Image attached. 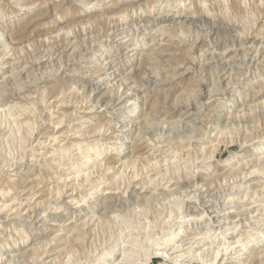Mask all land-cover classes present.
I'll use <instances>...</instances> for the list:
<instances>
[{"label":"clouds","instance_id":"obj_1","mask_svg":"<svg viewBox=\"0 0 264 264\" xmlns=\"http://www.w3.org/2000/svg\"><path fill=\"white\" fill-rule=\"evenodd\" d=\"M21 16L26 24L17 27ZM208 17L241 22L242 32L227 33L235 59L247 60L251 36L264 51V0H0V177L7 173L9 179L0 194L7 199L10 187L17 210L23 204L43 208L45 225L54 223L50 214L70 216L74 209L82 214L84 208L100 213L91 245L73 251L75 261L61 256L54 264H120L115 259L120 238L144 236L146 229L145 243L166 252L168 264H180L173 255L179 254L175 241L187 236V221L206 218L203 209L209 206L218 221L210 229L221 231L185 238L184 244L202 246L200 264H216L217 240L240 234L229 224L235 206L258 196V211L264 213V149L258 159L241 155L227 165L217 159L221 144L225 149L239 144L241 150L264 144V100L248 106L247 113L233 110L226 93L234 91L242 100L244 75H218L213 59L194 52L199 42L208 51L224 43L219 37L209 40ZM132 34L134 44L113 49L103 62L88 55L93 43ZM46 53H54L53 62L40 71V60H49ZM140 53L144 60L137 67ZM258 59L264 63V57ZM114 79L127 91L112 87ZM257 112L261 117L248 125L245 116L255 118ZM25 165L39 169L28 181L34 187L27 197L13 182ZM198 176L203 182L197 183ZM251 177L260 178L256 192L238 183ZM69 179L71 191L65 192ZM37 186H45L38 202ZM241 187L248 190L237 194ZM221 191L228 194L218 201ZM186 202L199 214L182 216ZM247 211L241 207L238 215ZM53 231L47 243L59 246L62 232ZM246 235L227 251L246 252ZM9 240L25 242L20 232L5 243ZM258 260L264 264V249Z\"/></svg>","mask_w":264,"mask_h":264},{"label":"rangeland","instance_id":"obj_2","mask_svg":"<svg viewBox=\"0 0 264 264\" xmlns=\"http://www.w3.org/2000/svg\"><path fill=\"white\" fill-rule=\"evenodd\" d=\"M15 23L17 27H19L22 24H26V20L21 16L17 18ZM205 25L210 29L209 40L219 37L224 43L219 46H214V51H208L206 47H201L203 42H199L196 44L194 52L197 55L204 52L209 58L213 59L215 62V71L218 75L223 74L231 76L233 73L244 75V79L240 85L241 90L246 89V95L243 96V99H238L234 91H229L226 95L228 101L232 104L234 111L239 113L240 110H243L247 113L250 110L248 106L259 104L260 101L264 100V91H262V89H264V63H260L258 59L264 57V51L259 50V42L253 44V41L256 40L257 37L251 36L248 38L245 45V47L249 49L247 60L240 61L235 59L234 56H236L237 53L228 50L231 45L228 44L227 33L234 31L242 32L243 29L241 22L233 19L232 22L229 23L223 18L216 20L212 17H208L205 20ZM140 35L143 34L140 33ZM67 39L68 43H71V38ZM165 39H167V37H165ZM134 43L135 34H132L131 36L122 35L120 39L111 42L104 41L103 43H93L88 55H93L97 61L103 62L105 59L109 58V54L113 49L122 50L125 45L130 47ZM235 47L240 48V44L237 42ZM65 51H67L66 46ZM243 54V49H241L239 55ZM44 55H48L49 60H40V67L38 68L40 71L46 70L48 62H53L51 61V55H54V53H46ZM143 60L144 54L140 53L136 60V66L139 67ZM110 70L109 67V71ZM27 71L28 69H26V72L22 74V76L26 75ZM43 86L48 87L49 85L44 84ZM111 86H119L122 91H127V87L124 84H118L115 79L112 81ZM86 91L88 95L92 96V100L96 99V95L91 87H86ZM54 106L62 107L56 106L55 104ZM261 115V112H257L255 118L248 115L245 116L244 119L247 121L248 125H251L256 123ZM262 126H264V124H262ZM221 131H225V128H221ZM262 149H264V144L259 142L255 146H245L243 150H241L239 144H232L227 149L221 144L219 146L217 159H223L226 162V165L239 160L241 155L243 156V159H252L253 157L258 159L261 155ZM0 171H3V169H0ZM14 171L19 172L20 169L16 168ZM221 171H223V169H221ZM37 175H39L38 167L25 165V170L21 173L20 178L13 181L17 185V191L23 192L25 197L32 194L30 190L34 187V184L29 183L28 181H32ZM6 176L7 173H5L4 177H0V193H3V191L6 190L4 185L9 183V179L5 178ZM64 180L65 177L61 176L60 181ZM259 180V177H251L248 180L238 183L249 185L252 192H256L259 187ZM201 182H203V178L198 176L197 183ZM72 183V180H67V184L64 185L65 192L71 191L67 185ZM44 187L45 186H37V202L42 198L40 193L44 190ZM52 187L53 185L51 183L46 185L48 190H51ZM7 190L10 191V195L7 199L0 194V264H54V262L60 259L61 256L63 257V261H75L77 257L72 255L73 251L79 253L83 251L84 247L91 245L92 235L97 228L94 218L95 215L96 218H100L99 212H89L87 208H84L82 214H77L79 212L78 209H74L70 216L67 213H58L55 216L50 214V219H52L54 223L51 225H45L44 221L41 219V214L44 211L43 208H29L28 205L23 204V206L19 207L17 210V205L12 203V200L17 197L15 194L11 193L10 187ZM247 190V188L241 187L237 190V194L242 191L246 192ZM227 194L226 191L218 192L216 194V199L222 201ZM65 199H67L66 196ZM259 204L260 199L257 196L255 200L250 199L249 201H245L243 205H236V211L229 214V224L235 225V227L240 230V234L233 231L231 235L224 236L223 241L217 240L218 247L216 248V252L221 248L224 249L235 244L237 240L241 239V234L244 233L247 234L244 236V239L247 241L245 244L247 251L242 254H233L228 251L227 253L224 251L225 253H221L218 256V259L215 257L216 264H243L245 260L251 261V264H259L258 257L260 256L262 249H264V237L260 235V233H264V213L258 211ZM212 207L214 206L205 207L203 209V213H206V218L204 220L187 221V236L175 241L176 246H178L179 254L173 253V255L180 261V264H200L199 259H192V257L198 253H202V246L196 245V248L193 246H186L184 244L185 238L195 240L197 237L209 235V231H221V228L210 229L211 224L217 223L214 212L210 210ZM241 207L248 208V211L238 215ZM179 212L182 216H195L199 214L194 207H191L190 202H186L181 206ZM69 219H71V223H69ZM30 225H34V227H30ZM54 228L62 232L61 240L64 242L59 244V246L48 245L47 243L50 239V235L55 234L53 231ZM8 229H14V231L8 232ZM16 232L21 233L25 242L14 244L9 240L5 243L6 237L8 235L14 236ZM250 237L251 239H249ZM146 239H150V237H148L147 229L145 230L144 236H140L138 233L125 234L120 238L117 252L115 253V259L120 262V264H141L144 262L143 259L147 253L158 252V255L155 254L153 256L154 258L151 264H168L169 257H166L165 259L164 255L160 254L162 251L154 249L151 245L145 243ZM206 246L207 243L203 247ZM64 249L67 250L64 251ZM203 255L206 256L207 253H204ZM226 256L229 258L225 259Z\"/></svg>","mask_w":264,"mask_h":264},{"label":"bare ground","instance_id":"obj_3","mask_svg":"<svg viewBox=\"0 0 264 264\" xmlns=\"http://www.w3.org/2000/svg\"><path fill=\"white\" fill-rule=\"evenodd\" d=\"M229 67V66H228ZM227 67V68H228ZM253 70V69H252ZM242 71V70H241ZM182 215V214H181ZM93 216V215H92ZM95 218H96V215H95ZM211 218V217H210ZM91 219V218H90ZM86 221H87V219H86ZM212 222V221H211ZM216 222V221H215ZM218 222V221H217ZM210 225V224H209ZM126 239V238H125ZM133 241V240H132ZM140 242V241H139ZM127 245V244H126ZM145 248V247H144ZM196 248V247H195ZM229 247H227V248H224V251H226L227 252V249H228ZM222 249V248H221ZM221 249H219L217 252H216V259H218V256L221 254V253H223L224 251H221ZM197 251V250H196ZM160 253V252H159ZM195 253V252H194ZM225 253V252H224ZM228 253V252H227ZM155 254H157L158 255V252L157 253H147L145 256H144V262L143 261H141V262H143V263H141V264H151L152 263V261H153V256L155 255ZM160 254H162V255H164V257H165V259H166V257H168V254L166 253V252H162V253H160ZM197 254V253H196ZM181 256H183V255H181ZM180 257V256H179ZM197 257H202L201 256V253L199 254H197V255H194L193 257H192V259L193 258H197ZM142 258H143V256H142ZM179 259V258H178ZM191 259V260H192ZM141 260V259H140ZM122 263V262H121Z\"/></svg>","mask_w":264,"mask_h":264}]
</instances>
